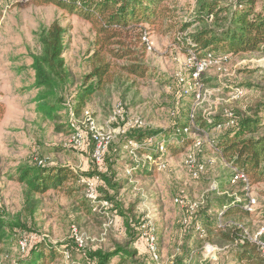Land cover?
I'll return each mask as SVG.
<instances>
[{"label": "rangeland", "instance_id": "obj_1", "mask_svg": "<svg viewBox=\"0 0 264 264\" xmlns=\"http://www.w3.org/2000/svg\"><path fill=\"white\" fill-rule=\"evenodd\" d=\"M216 1L229 3L231 0ZM195 3L196 0L169 2L175 16L173 22L188 19ZM54 21L67 29L70 38L64 60L74 80L62 93L70 107L68 101L90 70L87 60L93 43L91 25L52 5L38 7L30 0L22 3L0 0V101L5 106L0 120V218L7 223L18 219L25 228L14 229L13 236L0 243V264H18L29 246L39 240L58 251L66 248L69 252L70 259L63 255L52 264H86L87 252L108 251L115 245H128L135 251L134 264H172L175 259H182L183 264H236L230 255L231 247L215 242L210 245L218 249L216 259L205 260L203 247L208 241L192 233L188 243L190 230L187 232L184 224L185 219L188 221L189 207L202 204L207 197L213 201L223 194H239L242 190L239 181L231 182L233 172L221 155L209 146L219 129L208 128L201 133L192 130L187 137L193 142L200 141V149L192 151L190 144L183 153L166 154L161 160L165 165L162 171L151 167L150 171L140 172L122 145L124 134L133 129L168 133L174 124L185 123L189 113L194 119L210 121L219 115L229 116L234 111H247L258 103L263 104L264 51L221 62L211 60L193 78L197 60L180 50L178 36L164 34L157 27H146L143 55L138 54L142 53V46L133 34L126 39L129 48L137 52L133 56L139 57L147 68L145 78L127 77L119 70L132 62L111 60L110 83L87 100L78 118L71 119L68 108L61 112V119L56 122L59 128L55 129L36 113L37 92L30 88L32 73L28 68L31 55L39 52L37 35ZM85 112L90 115L92 126L87 125ZM69 120L74 131L82 133V142L78 144L69 132ZM90 127L96 129L102 142H107L99 162L93 157L97 143L87 130ZM260 132L264 133V129ZM191 154L196 165L204 167L196 178L186 167L187 156ZM39 160H45L49 166L70 167L82 179L96 178L97 201L106 200L105 190L111 207L104 209L90 204L81 181L69 184L68 194L47 191L28 199L24 186L12 177L18 165L33 166ZM109 163L117 185L114 189L105 186L97 176L84 175L92 169L109 175ZM138 164L143 163L138 161ZM243 190H248L247 195L254 204L246 209L248 214L242 219H221L218 210L209 215H215L219 225L234 223L243 227L249 238H264V234L258 235L264 229V184ZM176 198L183 203H175ZM72 228H76L84 247L78 248L75 244ZM129 233L134 235L131 244ZM150 233L155 238L156 261L150 257L144 237ZM22 240L27 245L24 252L19 249ZM186 245L187 252H184L181 248Z\"/></svg>", "mask_w": 264, "mask_h": 264}, {"label": "trees", "instance_id": "obj_2", "mask_svg": "<svg viewBox=\"0 0 264 264\" xmlns=\"http://www.w3.org/2000/svg\"><path fill=\"white\" fill-rule=\"evenodd\" d=\"M30 1L34 6L52 5L66 14L75 15L87 21L93 31L92 51L87 60L90 70L82 77L78 91L68 101L70 107L66 105L62 94L74 80L64 60L70 43L68 31L54 21L37 35L39 52L31 55L28 67L32 73L30 88L37 92L34 98L36 113L51 122L55 129L59 128L56 122L61 119V112L68 108V116L71 119L78 118L87 100L110 83L111 60L132 62L121 66L119 70L127 77L145 78L147 68L139 57L133 56L137 52L129 48L126 39L133 34L135 41L142 46V53L138 54L143 55L146 44L142 37L147 33L146 27H157L164 34L175 33L179 43L181 42L180 50L193 55L197 61L209 59L221 62L243 54L264 51V0H231L229 3L196 0L190 17L179 23L173 22L175 16L168 6L172 0ZM193 25H196L195 29L189 31ZM4 114L5 106L0 102V120ZM184 122L174 124L168 133L141 129L128 131L124 134L126 136L122 147L129 142L136 143L138 147L133 151L137 157L140 159L141 156H147L151 162H155L165 159L166 154L185 152L193 142L187 137L192 130L201 133L204 129L220 126L218 135L211 143L229 169L236 175L243 176L244 180L236 181L242 185V190L239 194H223L213 201L208 200V197L203 199V203L198 204L188 216L185 226L190 234L187 241L189 243L191 234L196 233L209 244H228L231 247L232 260L236 264H264L260 248L244 233L243 227L234 223L219 225L216 216L209 215L211 211L218 210L221 219H242L248 214L245 206L250 198L247 195L248 190L243 189L264 184V133L260 132L264 129V103H258L254 109L247 111H234L230 116L219 115L210 121L201 120L200 117L194 119L189 113ZM193 122L196 125L189 124ZM67 126L70 134L74 133L70 120ZM159 147L163 151H159ZM140 161L143 164L135 167L142 173L153 167L148 161ZM112 163L107 165L109 175L96 173L94 169L84 175L97 176L105 186L114 189L117 185L112 179ZM12 178L24 186L28 199L47 191L68 194L70 189L67 186L82 180L70 167L49 166L46 163L33 166L20 164ZM103 194L104 199L111 200L105 190ZM31 204L35 203L31 201ZM14 229L25 228L18 219L7 223L0 218V243L10 239ZM133 237L129 233L130 244ZM258 240L264 243V238L260 237ZM181 250L187 252V245ZM64 252H68L66 248L61 252L43 240L35 241L18 264H52L63 258ZM134 255L135 251H131L128 245H115L108 251L87 252L84 261L86 264H134ZM182 262V259H175L172 264H183Z\"/></svg>", "mask_w": 264, "mask_h": 264}, {"label": "built area", "instance_id": "obj_3", "mask_svg": "<svg viewBox=\"0 0 264 264\" xmlns=\"http://www.w3.org/2000/svg\"><path fill=\"white\" fill-rule=\"evenodd\" d=\"M8 1H10L12 3H19V2L22 3V2H27L28 0H8ZM142 41L147 43V40H146L145 36L142 37ZM207 62H211V60L205 59V60H202V61H195L194 72H193V75H192L193 78H197L199 76V74L206 67ZM85 118H86L87 125L92 126V119H91L90 115L87 112H85ZM137 124H138V126H140V123H137ZM230 124H232V122L229 123L228 125H230ZM91 128L92 127H90V129H87V130L90 131V133L92 134V137L94 138V140L97 143L93 157H94V159L97 162H99L101 160V158H102V155L104 154V152L106 150L107 142H102V140H100V138H99V134L96 135V129H91ZM217 128L220 129V126H218ZM72 135H73L72 140L74 141V143L78 144V143L82 142V133L80 131H76L75 130ZM149 143H150V141H149ZM200 144H201L200 141H194L192 143L191 150L192 151H193V149H198L199 150L200 149ZM209 146L215 152V149H214V147H213L211 142H210ZM137 147H138L137 144L136 143H132V142H129L125 146V149L128 151V153L131 156L133 162L138 164V161L144 160V161H148V162L152 163L153 167H155V169L158 170V171H162L163 169H165V165H164V163L161 160H158V161H155V162H153V161L151 162V159L149 157H147V156H141V158L139 159L137 157V155L133 151V149H136ZM159 151H163L162 147H159ZM44 163H45V160L37 161V165H43ZM186 167L191 169V173H192V176L194 178L198 177V175L204 171V167L203 166L196 165L194 154H191V155L187 156ZM232 172H233L232 173L233 174V178L231 180L232 183H234V181H236L238 179H243V176L236 175L234 173V171H232ZM81 182L84 185L85 197H86L87 201L90 204H92V205H94V204L100 205V207L104 208V209H109L111 207V204L108 201H106V200L97 201V196L98 195H97V192H96V184H97V179L96 178H93V179H82ZM174 202L177 203V204H182L183 203L179 199H175ZM253 204H254V200L249 198L248 204L245 206V209H248ZM195 208H197V205H194V207H189V209H190L189 216L192 214V212L194 211ZM187 223H188V221L185 219L184 220V224L186 225ZM150 231H152V229ZM263 232H264V229L261 230L258 235L259 236L263 235L264 234ZM71 237L74 240V242H75V244L77 245L78 248H82V247L85 246V243L80 238L76 228H72L71 229ZM144 237L146 238L149 255L154 261H156L157 260V249H156V245H155V238H154V236L151 233L150 234H144ZM249 239L260 248L262 256L264 258V243H262L261 241L258 240L259 239L258 236H255L254 238H249ZM26 248H27L26 242L24 240L20 241L19 242V249L22 252H24L26 250ZM203 251H204V256L206 258L205 260L214 261L216 259V253L218 251V249L216 247L211 246L210 244L207 243L203 247ZM63 255H64L65 259H69L68 252H64Z\"/></svg>", "mask_w": 264, "mask_h": 264}, {"label": "crops", "instance_id": "obj_4", "mask_svg": "<svg viewBox=\"0 0 264 264\" xmlns=\"http://www.w3.org/2000/svg\"><path fill=\"white\" fill-rule=\"evenodd\" d=\"M1 102V101H0Z\"/></svg>", "mask_w": 264, "mask_h": 264}]
</instances>
